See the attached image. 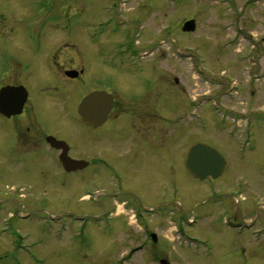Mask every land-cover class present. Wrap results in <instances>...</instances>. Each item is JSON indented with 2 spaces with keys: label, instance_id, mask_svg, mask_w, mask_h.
Returning <instances> with one entry per match:
<instances>
[{
  "label": "flooded vegetation",
  "instance_id": "obj_1",
  "mask_svg": "<svg viewBox=\"0 0 264 264\" xmlns=\"http://www.w3.org/2000/svg\"><path fill=\"white\" fill-rule=\"evenodd\" d=\"M38 18L22 17L9 27L10 30L0 29V164L3 176L6 173L28 180H17L19 188L14 190L17 196L25 191L31 192L40 182L50 184L55 181L68 188V197H65L70 201L66 202L68 206L63 210L72 218H67L69 222L65 226L70 223L75 226L77 216L88 215L75 211L71 206V203L77 204L75 200L80 193L74 189L77 183L96 181L84 189L94 210L99 206L102 209L92 213L93 225L108 227L111 220L122 218L120 216L128 210L144 236L139 244L127 246L120 256L121 263L132 264L138 258L142 264L169 261L168 254L175 244L170 250L169 243L161 241L163 236H160L164 234L159 230L163 225L160 217H165L166 213L175 216L179 221L176 225L181 228V231L178 228V236L185 238L188 234L182 227L196 214L187 215L179 209L180 157L178 149L170 150L164 140L178 134L174 127L163 126L165 74L160 62L164 61L161 58L164 52L154 56L153 51L160 50V47L139 49L134 41L141 35L136 34L133 39L131 30L129 34L121 33L122 42L118 45L106 41V37L119 34L134 22L125 15L124 9L117 23L108 22L109 30L107 25L89 18L90 28H96L98 23L104 27L102 31L93 32L66 31L63 30L62 19ZM80 23L78 20L77 26ZM69 38L76 41L69 44ZM172 49L180 54L179 47ZM151 55L153 62H147ZM175 81L178 83L179 79L175 78ZM90 96L93 97V109H88L89 105L85 104ZM166 97L167 101L172 100L169 95ZM197 100L190 101L176 120L187 117L189 124L196 123L197 114L201 113L196 110ZM106 108L109 111L102 121ZM260 108L237 114V150L241 158H245L248 151H257V159H264V115L258 114ZM86 118H92V122ZM160 120L162 122H158ZM155 131L161 134L157 143L149 141ZM189 150L182 158L186 162ZM223 155L226 170L228 159L225 153ZM165 165L172 174L169 195L157 199V202L142 204L138 198L141 194L134 193L136 186L131 188L116 182L129 173L152 178L148 169L162 170ZM175 165L178 173L172 172ZM100 172L105 175H100ZM185 174L186 180L189 179L187 175L199 180L189 172ZM208 180L216 179L208 177L203 181ZM113 181L116 183L112 184ZM218 215L221 226L228 231L218 227L213 229V235L204 238L197 235L203 239L201 244L188 248L185 244L182 248L179 246L180 249L191 252L190 256L196 259L237 264L241 258L244 262L240 264H248L255 253H264V218L254 228L249 221L246 225L228 222H237L239 213L231 215V219L221 211ZM153 216L160 221L156 222V227L149 228V219L154 220ZM76 233L74 231V237L70 239L72 242ZM191 238L199 242L196 237ZM22 239L20 236L18 240ZM229 239L234 242L225 248L224 242ZM249 247L253 248L252 252L248 251ZM73 250L68 257L78 259L79 252L87 256V250L79 248L74 253ZM24 256L27 259L39 257L35 254Z\"/></svg>",
  "mask_w": 264,
  "mask_h": 264
},
{
  "label": "rangeland",
  "instance_id": "obj_2",
  "mask_svg": "<svg viewBox=\"0 0 264 264\" xmlns=\"http://www.w3.org/2000/svg\"><path fill=\"white\" fill-rule=\"evenodd\" d=\"M123 1L126 2L0 0V29L10 30L9 27L20 18L34 16L41 20L62 19L63 30L66 31H102V25L108 26L109 21L117 23L124 9L125 15L134 24L131 22L120 35L106 37V41L118 45L122 42L121 33L129 34L131 30L133 39L136 34L141 35L139 41H134L139 49L160 47V50L153 51L154 56L164 52L161 56L164 64L160 62L165 74L163 126L174 127L178 133L164 140L170 150L178 149L180 157L179 209L187 215L196 214L198 218L196 226L187 223L185 229L203 238L213 235V229L218 227L228 231L220 224L219 211L227 219L239 213V219L234 223L246 225L249 221L257 228L264 218V159H257V151H248L247 156L241 158L237 150L239 138L231 136L230 131L237 129L239 112H251L261 107L258 114L264 115V0H127L124 7ZM89 18L102 25L98 23L96 28H90L92 25L87 23ZM189 19L196 20L195 32L182 30ZM78 20L81 23L77 26ZM163 38L169 39L166 42L161 40ZM75 41L68 39L69 44ZM175 46L194 54H174L172 48ZM152 58L151 55L147 62H153ZM175 78L179 79L178 83ZM168 95L172 100L167 101ZM203 95L207 96L200 98ZM198 98L203 104L197 102L196 110L203 113H198L200 118L197 122L189 124L187 117L176 120L188 103ZM148 101L151 106V97ZM155 132L149 138L153 143H157L161 135ZM197 142L208 143L225 153L228 166L221 178L210 181L196 180L190 175H187L188 180L184 178L188 172L183 155ZM1 169L0 164V264H122L120 256L127 246L137 245L144 238L128 210H123L126 213L120 216L122 218L111 220L108 227H95L91 215L78 220L75 226L68 224L65 230L63 222H68L69 215L63 209L70 201L65 197H68V188L55 181L50 184L40 182L31 192L25 191L17 196L14 193L19 188L17 180H28L6 173L3 176ZM161 169L149 168L152 178L129 173L116 182L131 188L136 186L134 193L141 194L138 196L140 203H154L169 195L172 174L166 165ZM174 171L178 173L176 165ZM99 174L105 175L103 172ZM91 181L77 183L74 188L80 192L75 200L77 204L71 203L77 212L92 214L102 210L100 206L94 210V205L85 194L84 189L96 183ZM166 214L160 217L163 225L159 230L164 234L160 236H163L161 241L169 243L170 250L175 244L171 254H168L171 264H237L191 257V252L180 249L175 226ZM151 218L154 220L149 219L148 227H156L159 218ZM3 229L6 231L2 232ZM74 231L77 232L76 239L72 242L70 239L74 237ZM154 231L157 230L154 228ZM20 236L24 239L18 240ZM232 242V239L226 240L225 248H229ZM21 246L24 247L23 252L19 250ZM79 248L87 250V256L79 252L78 259L68 257L73 249L74 253ZM252 250V247L248 248L249 252ZM26 253H36L41 263L34 259L30 261L24 256ZM136 260L132 264H142L140 258ZM240 262H244V258ZM248 264H264V253H255Z\"/></svg>",
  "mask_w": 264,
  "mask_h": 264
},
{
  "label": "water",
  "instance_id": "obj_3",
  "mask_svg": "<svg viewBox=\"0 0 264 264\" xmlns=\"http://www.w3.org/2000/svg\"><path fill=\"white\" fill-rule=\"evenodd\" d=\"M182 30L185 32L195 31L196 20H187ZM92 98L91 96L87 99L86 105H89L88 109H93L91 106ZM90 120H92V118H90ZM187 165L189 171L201 179L206 178L208 175L217 177L222 173L225 167V159L217 149L205 143H198L190 150Z\"/></svg>",
  "mask_w": 264,
  "mask_h": 264
}]
</instances>
